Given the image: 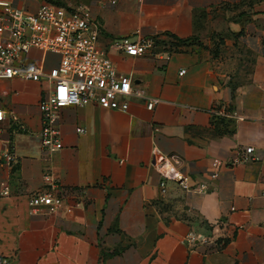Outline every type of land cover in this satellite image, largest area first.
Segmentation results:
<instances>
[{"label": "crops", "instance_id": "crops-1", "mask_svg": "<svg viewBox=\"0 0 264 264\" xmlns=\"http://www.w3.org/2000/svg\"><path fill=\"white\" fill-rule=\"evenodd\" d=\"M1 3L26 13L87 6L116 70L162 101L149 110L131 96L126 112L62 107V147L47 154L38 103L49 84L0 79V264H264V0H0V23ZM124 36L189 42L168 59L163 47L142 56L108 48ZM59 59L35 48L24 57L46 70ZM248 146L252 158L231 164ZM169 168L203 189L168 179L162 192ZM57 188L65 195L54 209L30 204ZM218 220L219 248L210 242Z\"/></svg>", "mask_w": 264, "mask_h": 264}, {"label": "built area", "instance_id": "built-area-1", "mask_svg": "<svg viewBox=\"0 0 264 264\" xmlns=\"http://www.w3.org/2000/svg\"><path fill=\"white\" fill-rule=\"evenodd\" d=\"M115 2V0H104ZM5 22L0 23V79L14 76L32 81H46L49 87L43 90L38 103L41 121V147L47 154L62 147L60 129L57 122L58 112L68 105H84L93 102L104 109L126 112L131 96L143 98L150 110L162 100L148 97L141 90L132 86L131 76L119 73L107 56V50L99 45V27L90 9L81 4L43 3L34 13H26L1 3ZM153 37L124 36L111 40L108 48L127 56H142L157 52ZM42 53H54L60 56L59 62L48 70L37 63H26L24 57L31 49ZM173 51L169 45L163 51L164 59H168ZM184 70H181L183 73ZM218 115L237 117L236 113L217 112ZM4 118L0 109V121ZM77 132L83 128L77 127ZM245 154L231 161V164L252 158V147L245 148ZM1 156L6 168L10 169L16 158L13 151L6 146ZM154 161H165L163 155L156 151ZM217 170L220 162L213 161ZM215 175V173H214ZM174 180L186 191L191 188L188 178L174 172L170 168L160 181L161 191L165 190L166 180ZM1 194L7 193L6 184H1ZM264 195V192L262 193ZM65 190L57 188L55 193H38L31 197L30 204L54 209L62 202ZM223 220L212 224L214 234L210 242L217 248L221 247V230Z\"/></svg>", "mask_w": 264, "mask_h": 264}, {"label": "trees", "instance_id": "trees-1", "mask_svg": "<svg viewBox=\"0 0 264 264\" xmlns=\"http://www.w3.org/2000/svg\"><path fill=\"white\" fill-rule=\"evenodd\" d=\"M154 41H155V44L160 48V47H163L161 48V50H165L166 49V46L169 45V47H173V46H178L179 44H186L187 42H189V39H184V40H178L176 42H173L171 40H169L168 42H164L163 40H159L158 38H154ZM157 47V49H159ZM156 49V50H157ZM221 119H223L222 117H216L215 115L213 116V123H215V125L217 124H221ZM228 121H231L228 119ZM227 124L225 123L223 127H221L224 131H227L229 130V128H227L226 126Z\"/></svg>", "mask_w": 264, "mask_h": 264}]
</instances>
